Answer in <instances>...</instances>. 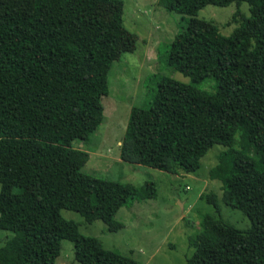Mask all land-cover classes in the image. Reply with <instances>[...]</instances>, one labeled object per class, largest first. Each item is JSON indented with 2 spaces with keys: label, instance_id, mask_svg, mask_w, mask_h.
<instances>
[{
  "label": "trees",
  "instance_id": "1",
  "mask_svg": "<svg viewBox=\"0 0 264 264\" xmlns=\"http://www.w3.org/2000/svg\"><path fill=\"white\" fill-rule=\"evenodd\" d=\"M165 1L175 6L168 12L191 17L166 57L189 82L148 75V101L130 110L120 159L186 175L212 147L223 148L208 178L249 226L224 221L217 196L202 194L212 213L199 215L185 264H264V0ZM232 2H245L250 15L230 37L192 20L208 5ZM99 5L111 8L107 19L94 16ZM31 8L27 27L0 38V184L10 189L0 193V230L11 233L0 264H55L62 240L79 264H139L60 215L76 212L116 231L118 210L138 199L130 185L83 173L88 152L72 145L85 146L103 122L123 1L32 0Z\"/></svg>",
  "mask_w": 264,
  "mask_h": 264
},
{
  "label": "rangeland",
  "instance_id": "2",
  "mask_svg": "<svg viewBox=\"0 0 264 264\" xmlns=\"http://www.w3.org/2000/svg\"><path fill=\"white\" fill-rule=\"evenodd\" d=\"M122 1L118 54L108 75V95L101 97L103 122L85 146L80 142L72 145L88 152L83 173L130 185L138 199L118 210L115 219L122 227L116 231H108L98 220L87 223L76 212L61 210L60 215L74 222L81 235L96 238L104 249L130 256L139 264H185L191 253L187 239L199 231V215L212 208L200 199L202 194L213 192L222 219L237 229H247L249 222L240 211L222 204L221 183L208 178V172L223 155L220 146L212 147L201 158V167L195 174L172 175L120 159V144L130 110L147 104L149 96L144 84L148 75L189 82L167 65L166 57L171 41L191 18L176 11L168 12L175 6L165 0ZM31 7L32 0H0V38L27 27L32 20ZM110 12L109 6L99 5L94 16L107 19ZM249 15L245 2H232L225 7L208 5L192 20L211 23L222 36L230 37ZM208 82L211 81L205 80L201 87L205 88ZM9 191L7 185L0 184V193ZM10 237L11 233L0 230V246ZM60 247L55 264H79L74 261L70 241L62 240Z\"/></svg>",
  "mask_w": 264,
  "mask_h": 264
}]
</instances>
